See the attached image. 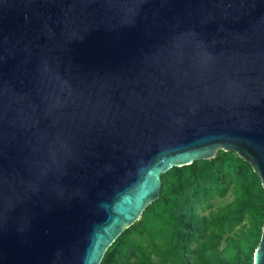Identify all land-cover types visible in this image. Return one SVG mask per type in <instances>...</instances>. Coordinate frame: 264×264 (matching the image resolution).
I'll return each instance as SVG.
<instances>
[{
  "label": "water",
  "instance_id": "1",
  "mask_svg": "<svg viewBox=\"0 0 264 264\" xmlns=\"http://www.w3.org/2000/svg\"><path fill=\"white\" fill-rule=\"evenodd\" d=\"M219 150L264 190V0H0V264H99Z\"/></svg>",
  "mask_w": 264,
  "mask_h": 264
},
{
  "label": "trees",
  "instance_id": "2",
  "mask_svg": "<svg viewBox=\"0 0 264 264\" xmlns=\"http://www.w3.org/2000/svg\"><path fill=\"white\" fill-rule=\"evenodd\" d=\"M160 178L159 197L112 242L99 264H240L243 243L229 232L244 218L255 228L264 217L259 211L264 190L250 164L219 150L213 158L171 167ZM230 189L235 200L213 209L214 199ZM257 234H244L245 246H252Z\"/></svg>",
  "mask_w": 264,
  "mask_h": 264
},
{
  "label": "rangeland",
  "instance_id": "3",
  "mask_svg": "<svg viewBox=\"0 0 264 264\" xmlns=\"http://www.w3.org/2000/svg\"><path fill=\"white\" fill-rule=\"evenodd\" d=\"M260 185V183H259ZM233 186V184L231 185V187ZM261 187V186H260ZM235 200V193L233 192L232 189L229 190V192L222 198H216L214 199L213 203V209H217L220 206H224L227 205L228 203L232 202ZM263 201H264V195H263ZM260 213L264 212L263 209L260 208ZM263 216V215H262ZM252 219L249 218H244V220L237 226H235L230 232H229V236H231L232 238H241V242L240 245L243 243V247L242 249L239 250V262L240 264H253L254 261V247L256 246L257 242H258V238L259 236H261V224L263 221V218L261 220V222L259 223L258 226H256L254 228L253 224H252ZM252 231H254V233H258L257 237H255V240L252 244V246H245L246 241L243 240V235L244 234H250ZM248 236V235H247ZM224 243L220 246V248H223ZM224 257L229 258L231 255L229 252H226L223 254Z\"/></svg>",
  "mask_w": 264,
  "mask_h": 264
}]
</instances>
